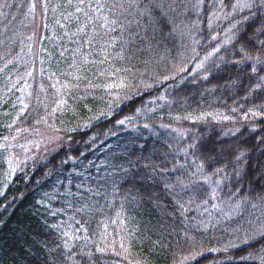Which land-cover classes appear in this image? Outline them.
<instances>
[{
    "label": "trees",
    "instance_id": "trees-1",
    "mask_svg": "<svg viewBox=\"0 0 264 264\" xmlns=\"http://www.w3.org/2000/svg\"><path fill=\"white\" fill-rule=\"evenodd\" d=\"M219 1L0 0V264H264V0Z\"/></svg>",
    "mask_w": 264,
    "mask_h": 264
},
{
    "label": "rangeland",
    "instance_id": "rangeland-1",
    "mask_svg": "<svg viewBox=\"0 0 264 264\" xmlns=\"http://www.w3.org/2000/svg\"><path fill=\"white\" fill-rule=\"evenodd\" d=\"M235 1H238V0H235ZM214 2L216 3L217 10L215 11V15H212V20H210V22L214 21V19H213L214 17L217 16L219 19H221L222 17H224L226 11H227V14H228V13L232 12L235 8H238V3L237 2L232 4V7L228 8L226 10H225L224 6L220 3L219 0H218V3H217V0H214ZM223 34L224 33H223V29H222L221 35H223ZM225 41H227V39H225ZM207 57L209 58L210 56L209 55H204V56H202V59H206Z\"/></svg>",
    "mask_w": 264,
    "mask_h": 264
}]
</instances>
